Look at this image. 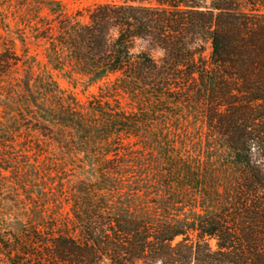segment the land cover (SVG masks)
Segmentation results:
<instances>
[{"label":"trees","instance_id":"obj_1","mask_svg":"<svg viewBox=\"0 0 264 264\" xmlns=\"http://www.w3.org/2000/svg\"><path fill=\"white\" fill-rule=\"evenodd\" d=\"M34 3L38 15L23 21L19 40L26 46L28 27L45 41V62L26 47L0 52V146L22 136L66 161L83 159L97 181L80 191L97 197L75 233L37 223L0 234L8 263L264 264V0H107L73 12L59 0ZM57 74L73 86H104L84 104ZM159 115L172 117V129H203L206 167L155 129ZM139 151L164 164L157 185L166 195L177 190L154 216L136 210L133 196L145 189L125 171ZM182 191L194 192L196 223H163L173 204H188Z\"/></svg>","mask_w":264,"mask_h":264},{"label":"rangeland","instance_id":"obj_2","mask_svg":"<svg viewBox=\"0 0 264 264\" xmlns=\"http://www.w3.org/2000/svg\"><path fill=\"white\" fill-rule=\"evenodd\" d=\"M35 0H0V52L3 47H13L18 55L23 54V49H27L30 54L37 55L39 62H45L44 52L46 43L43 40L32 37L31 30L26 28V46L22 45L19 40L20 28L24 27L25 19L28 15L35 17L31 12ZM69 12L85 8L91 4L98 2H106L107 0H59ZM47 12L42 11L41 16H46ZM16 42L12 46V41ZM9 44V46H8ZM7 45V46H6ZM153 55L158 58L162 54L153 51ZM17 76H20L17 74ZM61 87L68 94L73 95L80 102L88 104L93 96L99 94V88L103 83L86 87L84 83L73 86L65 77L60 74L55 75ZM123 104L126 100L122 99ZM162 124H155V129L160 132H166V135L173 139L178 145V154L183 153L185 160L194 163L196 167H206L200 156L206 152L205 133L201 128H197L201 124L196 125L195 129L191 128V123L181 125V128L172 129L167 121L171 122L172 117L159 115ZM196 122L197 120L194 119ZM199 129V130H198ZM163 135V134H161ZM202 135V136H201ZM202 138V140H200ZM24 137L20 136L16 142H11L8 147L0 146V234L5 237H11V234L20 233L23 230L34 227L37 223H44L46 226H63L69 230H79L81 223L78 218L83 217L84 209L88 199L97 197V193L89 195L91 191L84 194L80 191V187L92 190V186L97 179L95 171L91 170V166L83 159L66 161L62 157L61 152L54 146L45 150H39L34 147L33 143L24 141ZM34 141V140H33ZM32 145V146H31ZM46 147V146H45ZM44 147V148H45ZM129 162L125 165V171L128 173V179L132 180L134 185H142L145 189L144 193L133 196L136 204V210L141 211L145 207L154 216V207L161 202L167 190L165 185L158 184L160 172H163L164 164L159 162L150 151H139L129 156ZM191 163V164H192ZM135 186V187H136ZM170 190L175 192L176 187L171 186ZM169 190L168 195H171ZM183 192V191H182ZM189 195L186 198L188 204L175 203L170 209L168 218L160 220L163 223H182L184 226H192L196 223L195 213L199 212L194 209L197 200L194 199L193 191L183 192ZM120 199L128 197V195H119ZM109 199H115L109 196ZM113 207L116 203L113 201ZM97 201V200H96ZM125 201V199H124ZM126 202V201H125ZM119 204V203H117ZM123 205V204H122ZM116 207L110 213L113 216L122 213ZM157 213V212H156ZM107 217L109 216L106 215ZM118 217V216H117ZM160 219V218H159ZM51 232V231H49ZM78 232V231H77ZM190 237L195 240L196 231L190 230ZM184 236H177L172 244L176 245ZM210 244L215 248L216 240L210 239ZM0 264H9L4 254L0 251ZM100 264H112L109 259H103ZM153 264H163L161 260ZM190 264H196L192 261Z\"/></svg>","mask_w":264,"mask_h":264}]
</instances>
